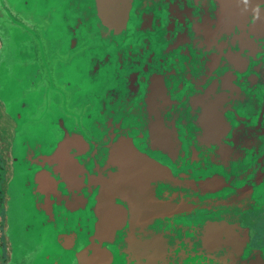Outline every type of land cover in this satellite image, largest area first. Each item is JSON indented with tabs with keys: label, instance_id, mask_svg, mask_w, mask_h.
I'll use <instances>...</instances> for the list:
<instances>
[{
	"label": "water",
	"instance_id": "water-1",
	"mask_svg": "<svg viewBox=\"0 0 264 264\" xmlns=\"http://www.w3.org/2000/svg\"><path fill=\"white\" fill-rule=\"evenodd\" d=\"M8 264H264V0H0Z\"/></svg>",
	"mask_w": 264,
	"mask_h": 264
},
{
	"label": "rangeland",
	"instance_id": "rangeland-1",
	"mask_svg": "<svg viewBox=\"0 0 264 264\" xmlns=\"http://www.w3.org/2000/svg\"><path fill=\"white\" fill-rule=\"evenodd\" d=\"M14 123L10 120L9 115L4 111L3 105L0 103V156H5V171L9 162L7 147L13 138ZM3 164V160H1ZM8 175L4 172V177L8 179L11 177V171L8 169ZM10 176V177H9ZM4 178V179H5ZM245 223L250 224L255 231L253 233L254 239L258 242L264 240V208H257L249 211L243 216Z\"/></svg>",
	"mask_w": 264,
	"mask_h": 264
},
{
	"label": "flooded vegetation",
	"instance_id": "flooded-vegetation-1",
	"mask_svg": "<svg viewBox=\"0 0 264 264\" xmlns=\"http://www.w3.org/2000/svg\"><path fill=\"white\" fill-rule=\"evenodd\" d=\"M0 44H1V40H0ZM0 158H1V160H3V164H2V170L3 171L2 172H3V174L5 172L6 175H8L7 174L8 166H7V171H5V167H6L5 160H6V158H5V156H2V155L0 156ZM7 180H8V177L2 181V186H3L4 192H3L2 200H0V264H8V262L11 260L12 253H13L10 238H9V235L7 234L8 225H7V217H6V210H5L6 209L5 201H6ZM244 223H245V221H244ZM245 224H247V223H245ZM251 232H252L251 244L253 246L258 247V246L264 244V240L260 243L254 239L253 233L255 231L253 230V227L251 229Z\"/></svg>",
	"mask_w": 264,
	"mask_h": 264
},
{
	"label": "trees",
	"instance_id": "trees-1",
	"mask_svg": "<svg viewBox=\"0 0 264 264\" xmlns=\"http://www.w3.org/2000/svg\"><path fill=\"white\" fill-rule=\"evenodd\" d=\"M2 164H1V161H0V200H2V196H3V192H4V189H3V186H2V181L4 180V174L2 172Z\"/></svg>",
	"mask_w": 264,
	"mask_h": 264
}]
</instances>
